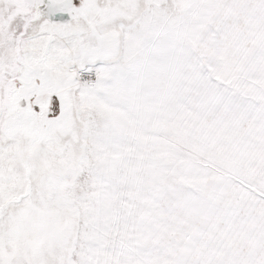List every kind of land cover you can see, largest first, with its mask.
Instances as JSON below:
<instances>
[{"label":"snow or ice","instance_id":"1","mask_svg":"<svg viewBox=\"0 0 264 264\" xmlns=\"http://www.w3.org/2000/svg\"><path fill=\"white\" fill-rule=\"evenodd\" d=\"M0 264H264V0H0Z\"/></svg>","mask_w":264,"mask_h":264}]
</instances>
